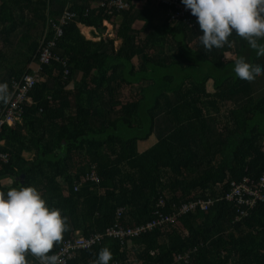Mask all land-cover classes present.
<instances>
[{
	"label": "trees",
	"instance_id": "1",
	"mask_svg": "<svg viewBox=\"0 0 264 264\" xmlns=\"http://www.w3.org/2000/svg\"><path fill=\"white\" fill-rule=\"evenodd\" d=\"M102 1L68 0L77 17L54 49L66 65H42L48 19L58 23L65 10L53 9L60 0H0V118L14 83L39 75L15 124L0 131V190L35 186L61 209L69 227L54 253L79 235L147 225L216 199L141 236L106 237L70 264H94L104 247L109 264H264V202L240 217L224 198L232 183L264 174V74L244 82L233 71L241 56L264 69V57L235 33L221 48H204L196 17L172 19L156 1L87 14ZM104 22L114 38L88 40L78 28L102 31ZM94 171L99 184L87 180Z\"/></svg>",
	"mask_w": 264,
	"mask_h": 264
},
{
	"label": "clouds",
	"instance_id": "2",
	"mask_svg": "<svg viewBox=\"0 0 264 264\" xmlns=\"http://www.w3.org/2000/svg\"><path fill=\"white\" fill-rule=\"evenodd\" d=\"M196 17L199 42L211 50L228 43L236 34L264 57V0H180ZM235 76L252 82L264 69L250 64L243 56L236 59ZM0 99H6V85L0 84ZM67 217L61 209L49 205L42 193L31 185L0 190V264H28L26 256L37 257L40 264H60L52 252L68 230ZM52 253V254H49ZM112 253L104 247L94 264H109Z\"/></svg>",
	"mask_w": 264,
	"mask_h": 264
},
{
	"label": "built area",
	"instance_id": "3",
	"mask_svg": "<svg viewBox=\"0 0 264 264\" xmlns=\"http://www.w3.org/2000/svg\"><path fill=\"white\" fill-rule=\"evenodd\" d=\"M144 2L156 1L167 7L168 13H171L172 19H183L185 18L188 23L190 19L188 16L195 17L191 15L190 10H186L185 6L181 4L178 0H142ZM130 0H109L107 2H101L99 4L100 8L109 7L116 12H125L130 9ZM90 8L87 10V14L92 10ZM77 17L75 12H70L65 10L59 19V22L56 23L53 18H49L47 22V28L45 31L44 39L42 42V50L40 51L39 60L42 65H49L51 61H56L59 63H64L61 56L54 53V49L57 46L56 40L63 35V26L70 21H73ZM52 28V29H51ZM53 31V32H52ZM53 34V36H52ZM50 35V39H47V36ZM65 74H68V71H65ZM39 75L37 72L33 74H26L23 78L24 84L14 83V94L10 98V109L5 117L0 118V131L2 127L7 125L15 124V109H17L18 103L24 100H28V92L34 87L36 81H38ZM87 180L91 183L99 184L100 179L96 175L95 171L87 177ZM78 190V188H76ZM227 201L236 203L238 206V213L241 216L247 215V213L253 209L258 203L264 202V174L259 177L257 180H251L249 178H244L239 184L232 183L231 190L224 197ZM216 202V199L209 198L206 200L198 199L195 201H190L184 204L178 211L161 216L157 221L149 223L147 225H140L133 228H123L120 225H115L113 228L108 229L104 234H93L90 237L78 236L73 240H65L61 243L58 250L55 252L60 257V264H70V262L75 258L76 251L78 250H87L94 246H97L103 242L106 237L116 238L120 240H126L127 238L141 236L142 234L153 230L156 226H161L164 223L173 224L177 217L187 214L197 209L207 210L213 206ZM161 206H164V202H160ZM37 258V257H36ZM38 263L40 264L39 259L37 258Z\"/></svg>",
	"mask_w": 264,
	"mask_h": 264
},
{
	"label": "crops",
	"instance_id": "4",
	"mask_svg": "<svg viewBox=\"0 0 264 264\" xmlns=\"http://www.w3.org/2000/svg\"><path fill=\"white\" fill-rule=\"evenodd\" d=\"M60 2H61V4H65V5L63 6L59 3L60 5L59 4L53 5L54 6L53 9H55L56 7H59V9H60L59 11H62L63 8H65V10H68V8H69L68 0H60ZM100 3H93L90 6V8L98 9ZM103 25L106 29H104L102 31H99L95 28H89V27L83 26L81 24H78V28L80 29L81 34H83L85 36V38L88 40L100 41L101 39L106 38V37H109L111 39L114 38V25L110 24L109 22H104ZM88 30H89V32H88ZM116 43H118V42H116Z\"/></svg>",
	"mask_w": 264,
	"mask_h": 264
},
{
	"label": "rangeland",
	"instance_id": "5",
	"mask_svg": "<svg viewBox=\"0 0 264 264\" xmlns=\"http://www.w3.org/2000/svg\"><path fill=\"white\" fill-rule=\"evenodd\" d=\"M88 32H89V30H88ZM260 90V89H259ZM260 91H262V90H260ZM255 92H259V91H255ZM263 94V93H262ZM257 96H259L258 94H256Z\"/></svg>",
	"mask_w": 264,
	"mask_h": 264
},
{
	"label": "water",
	"instance_id": "6",
	"mask_svg": "<svg viewBox=\"0 0 264 264\" xmlns=\"http://www.w3.org/2000/svg\"><path fill=\"white\" fill-rule=\"evenodd\" d=\"M24 177V176H23Z\"/></svg>",
	"mask_w": 264,
	"mask_h": 264
}]
</instances>
